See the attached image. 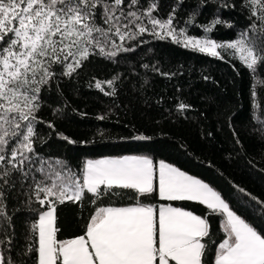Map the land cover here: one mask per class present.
Segmentation results:
<instances>
[{
	"label": "snow or ice",
	"instance_id": "obj_1",
	"mask_svg": "<svg viewBox=\"0 0 264 264\" xmlns=\"http://www.w3.org/2000/svg\"><path fill=\"white\" fill-rule=\"evenodd\" d=\"M207 2L198 0L197 7ZM215 2L217 11L236 7L235 0ZM184 3L175 0L164 18L159 0H0V264H264V200L245 188L236 186L239 195L230 206L208 183L163 160L157 167L146 156L88 159L77 172L40 151L47 143L42 125L51 130L48 136L55 132L78 143L40 116L45 107L54 117L63 113L46 96L63 99L62 85L77 80L93 59H127L123 54L148 43L146 34L221 60L238 59L255 81L251 95H258L264 88V78L257 79L264 67V0H239L249 23L222 43L187 35L188 26L209 34L220 24L233 27L219 15L200 25L194 10L178 28L177 8ZM142 67L160 72L156 65ZM120 79L119 73L105 81L92 77L106 96L116 95ZM254 106L264 135V106ZM177 107L183 112L190 106ZM157 192L163 201L197 202L204 213L142 202ZM126 199L133 203L101 206ZM17 215L24 217L19 232ZM214 218L223 233L219 240ZM65 227L82 234L58 239Z\"/></svg>",
	"mask_w": 264,
	"mask_h": 264
},
{
	"label": "trees",
	"instance_id": "obj_2",
	"mask_svg": "<svg viewBox=\"0 0 264 264\" xmlns=\"http://www.w3.org/2000/svg\"><path fill=\"white\" fill-rule=\"evenodd\" d=\"M197 2L185 0L183 6L177 8L178 28L184 26L194 10L201 13L196 18L200 25L219 15L233 27L220 24L209 34L200 27L188 26L189 36H207L221 43L232 41L249 23L239 0H235V8L219 11L215 0H208L200 8ZM159 5L158 15L166 18L175 0H159ZM144 39L147 44L123 54L127 59L120 58L118 63L93 59L77 80L62 85L63 99L55 93L46 96L47 103L63 108V113L54 117L51 108L45 107L40 116L45 121H53L58 132L78 143L69 144L55 132L48 136L51 130L42 125L40 130L47 137V143L40 148L41 154L66 160L77 172L88 159L146 156L156 165L163 160L208 183L230 206L239 195L236 186L264 200V135L259 131V120L254 119L260 116L254 102L264 106V88L256 97L251 95L250 88L255 81L238 59L226 56L221 60L186 49L170 39L160 41L147 34ZM145 63L156 65L160 72L144 69ZM258 71L257 79L264 78V67ZM117 73L121 74V79L116 82L115 96H106L94 87L92 77L105 81ZM104 87L108 90L107 85ZM181 102L190 107L180 112L177 106ZM100 115L107 118L97 119ZM137 135L151 139L137 140L134 138ZM142 202L157 208L171 203L198 215L205 210V206L197 202L160 200L158 192ZM130 203L133 201L127 199L115 204L105 200L101 206ZM23 220V216L17 215L18 232ZM212 225L219 240L223 233L218 219L214 218ZM74 234L82 232L65 227L58 239Z\"/></svg>",
	"mask_w": 264,
	"mask_h": 264
},
{
	"label": "crops",
	"instance_id": "obj_3",
	"mask_svg": "<svg viewBox=\"0 0 264 264\" xmlns=\"http://www.w3.org/2000/svg\"><path fill=\"white\" fill-rule=\"evenodd\" d=\"M121 157H124V156H113V157H111V156H106V157H99V158H95V159H92V160H98V159H106V158H121ZM158 164L159 163H157V167H158ZM189 175V174H188ZM194 177V176H193ZM196 178V177H195ZM198 179V178H197Z\"/></svg>",
	"mask_w": 264,
	"mask_h": 264
},
{
	"label": "rangeland",
	"instance_id": "obj_4",
	"mask_svg": "<svg viewBox=\"0 0 264 264\" xmlns=\"http://www.w3.org/2000/svg\"><path fill=\"white\" fill-rule=\"evenodd\" d=\"M191 37H193V36H191ZM195 38H204V37H195ZM226 42H230V41H226Z\"/></svg>",
	"mask_w": 264,
	"mask_h": 264
}]
</instances>
